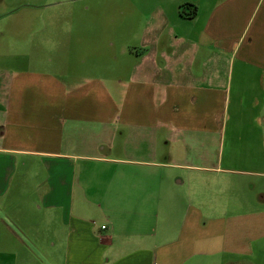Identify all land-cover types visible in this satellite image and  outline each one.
<instances>
[{
  "label": "crops",
  "instance_id": "1",
  "mask_svg": "<svg viewBox=\"0 0 264 264\" xmlns=\"http://www.w3.org/2000/svg\"><path fill=\"white\" fill-rule=\"evenodd\" d=\"M99 15L124 46L0 68V264H255L264 0Z\"/></svg>",
  "mask_w": 264,
  "mask_h": 264
},
{
  "label": "rangeland",
  "instance_id": "2",
  "mask_svg": "<svg viewBox=\"0 0 264 264\" xmlns=\"http://www.w3.org/2000/svg\"><path fill=\"white\" fill-rule=\"evenodd\" d=\"M123 4L124 0H0V68L57 62L66 46L86 48L84 56L91 54L93 47L106 55L113 46H124V37L116 36L111 21L99 15L122 11ZM69 59L75 65V59ZM250 183L254 184L255 201L264 200V175L255 176ZM259 206L255 202V211L264 208ZM221 230L215 235L221 236ZM263 232L264 228H255V236ZM212 247L213 253H218L215 247L219 246L213 243ZM214 257L208 261L197 256L191 263L225 262L221 256ZM255 264H264V240L255 242Z\"/></svg>",
  "mask_w": 264,
  "mask_h": 264
},
{
  "label": "trees",
  "instance_id": "3",
  "mask_svg": "<svg viewBox=\"0 0 264 264\" xmlns=\"http://www.w3.org/2000/svg\"><path fill=\"white\" fill-rule=\"evenodd\" d=\"M195 13H196V9H192L187 16L193 17L195 15Z\"/></svg>",
  "mask_w": 264,
  "mask_h": 264
},
{
  "label": "built area",
  "instance_id": "4",
  "mask_svg": "<svg viewBox=\"0 0 264 264\" xmlns=\"http://www.w3.org/2000/svg\"><path fill=\"white\" fill-rule=\"evenodd\" d=\"M101 231H107V227L106 226H101ZM107 245H109V244L107 243Z\"/></svg>",
  "mask_w": 264,
  "mask_h": 264
}]
</instances>
